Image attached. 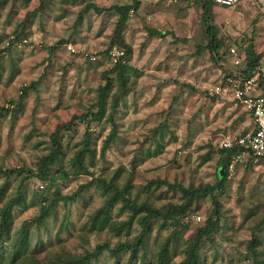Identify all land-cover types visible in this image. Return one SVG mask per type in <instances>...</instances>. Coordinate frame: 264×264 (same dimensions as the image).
Returning a JSON list of instances; mask_svg holds the SVG:
<instances>
[{"label": "rangeland", "instance_id": "1", "mask_svg": "<svg viewBox=\"0 0 264 264\" xmlns=\"http://www.w3.org/2000/svg\"><path fill=\"white\" fill-rule=\"evenodd\" d=\"M130 2L0 0V168L36 172L26 182L23 175L0 172V220L2 209L19 189L24 201L14 209L9 234L0 239V264L9 262V250L24 221L37 218L43 198L52 200L58 190L78 191V196L61 200L43 224L33 223L31 249L41 252L26 254L22 263L68 261L104 242L112 247L135 242L142 226L137 219L128 222L132 211L121 200L112 210L115 228L93 227L92 216L106 198L95 184L89 185L92 179L114 178L121 187L129 185L130 197L138 203L156 207L188 203V195L163 181L188 189L216 183L220 139L252 127L247 112L230 95L217 93L216 87L239 70L230 56L224 58L229 45L242 47L253 36L258 51L264 52V0L215 5L213 24L224 39L221 56L216 57L208 47L200 3L141 0L123 31L131 48L126 59L129 81L127 89H119L116 139L103 152L112 125L105 118L91 122L94 153L84 157L89 172L72 171L54 185L41 178V161L53 150L51 135L56 128L75 115L98 110L100 89L107 82L103 77L115 75L110 72L113 61L102 53L110 46L119 18L108 7ZM92 3L108 9L101 13L86 9ZM34 82L36 87L31 86ZM87 129L78 119L60 134L65 151L61 166L71 170V159L84 146ZM218 199L221 228L202 244L201 264H256L249 249L253 231L258 257L264 260V159L248 164L244 159L229 170L225 192ZM214 208L210 194L193 199L182 218L186 226L178 232L170 220L154 219L140 255L161 264L160 252L166 249L167 264L180 263L198 228L214 216ZM115 229H120L119 235ZM129 258L130 252L105 249L92 259L95 264H125Z\"/></svg>", "mask_w": 264, "mask_h": 264}, {"label": "trees", "instance_id": "2", "mask_svg": "<svg viewBox=\"0 0 264 264\" xmlns=\"http://www.w3.org/2000/svg\"><path fill=\"white\" fill-rule=\"evenodd\" d=\"M188 2H198L201 4L203 9L202 19L204 24L207 27V32L209 33V44L208 47L210 52L214 57L218 56L220 53V49L224 45V39L218 37L217 28L213 24L214 20V7L216 4L213 0H186ZM42 5V4H41ZM142 5L141 0H132L130 3L124 4H115L108 8H112L117 11L119 14L118 21L116 23V28L114 31V37L110 41V46L102 53L106 56L108 52L117 47L120 49H124L125 55L119 59L118 62L114 63L113 68L110 70L111 73H114V77L107 75L105 73L104 79L107 80L106 85L101 87L98 99V110L97 111H88L81 115L73 116L72 120L68 123L62 124L56 128V131L51 135L53 139V150L49 155L45 156L41 161L40 167V176L44 181H49L53 185L57 183L58 179L67 178L72 171L74 172H89L88 165L84 162V157L86 153H94L93 149H91V136L89 134V128L91 122L93 121H102L105 118V121L112 125V128L107 135L104 145L103 152L111 143L116 139L117 136V121H116V112L119 108V98L122 96L121 90L124 91L127 89V83L129 81L128 77V68L129 65L126 61L129 52L131 50L130 46L125 40L123 31L124 26L128 22L131 11H138ZM96 9L98 12H104L108 8L100 7L97 4H91L86 7V9ZM85 9V10H86ZM237 46V45H236ZM230 47L229 45L227 55L224 58L230 56ZM240 50H244L247 55V68L244 71H235L230 72L229 74H234L235 76H251L255 73L257 68L263 64L264 52L258 51L256 47V43L254 42L253 36L249 39V41L244 42V46L239 47ZM219 56V57H220ZM37 82L32 83V87L37 86ZM115 88H117L115 90ZM119 89H121L119 91ZM25 91L28 90V87L24 88ZM113 92L112 97H110L111 92ZM121 95V96H120ZM14 104V103H13ZM81 120L87 126V131L85 134V144L81 150L77 151L75 156L71 159V170L61 166V162L63 156H65L63 143L60 141V134L62 132L68 131L71 128L74 120ZM238 151V148H220V164H219V172H218V181L214 184H207L203 187H196L192 189H188L181 184L178 183H170L167 180L163 182L166 183L170 188L175 190H181L184 194L189 196L188 203H183L181 205L169 204L167 207H156L149 202L138 203L135 199L130 197L129 185L119 186V184L115 181L114 178L107 179L104 178H96L92 179L89 182V185L95 184L100 190H102L103 195L105 196V203L102 207H100L95 214L92 216V225L94 228H98L103 230L108 227L115 228V223H112V210L116 204L121 200L123 202L124 208H129L132 213L130 215V220L128 221L130 224L132 221L136 219L139 221L142 226L141 233L136 237L135 242H124L117 244L116 247H112L110 243L104 242L98 244L95 250L91 253H87L85 255L76 256L68 261L63 260H49L46 263H43L37 259H33V261L29 263H22L23 257L30 252H41L40 248L34 247V250L31 249L33 242L30 239V231L34 222L37 225L43 224L45 219L53 212L55 206L61 200H72L74 201L78 196V191L72 194H64L59 190L56 192V196L50 200L47 196L43 198L41 201V213L37 218H34L33 221L26 220L24 221L21 230L18 236L15 238V242L12 245V249L9 250V262L7 264H95L93 261V257H97L101 252L105 249L112 250L116 254H120L121 252L127 251L130 252V258L125 264H153L151 262H147L146 255H140V251L143 249L144 244L146 242V236L152 231V224L154 219H162V220H170L171 225L175 228V232L182 230L186 223L182 222V218L185 216L191 201L197 197L202 195L210 194L212 197V201L215 205L214 208V216L209 218L205 224L201 225L198 228L196 235L189 242V247L185 250L186 257L178 264H201V250L202 244L205 243L206 238H210L216 230L221 228V219L222 212L221 207L222 204L218 199V196L225 192L227 176L229 173L228 164L233 156ZM264 159V156L261 157ZM251 163V161H248ZM225 168V174L221 175L220 169ZM55 168V169H54ZM54 170V171H53ZM56 173L54 175V173ZM0 172H4L10 175H23L22 181L26 182L31 178L36 176V172L34 169L24 167L19 168H11L2 170L0 168ZM81 187H84L82 185ZM82 188H80L81 190ZM23 195L21 190H18V194L14 198H10L7 204L2 209L1 220H0V239L3 240L4 236L9 234L11 228V220L14 215L15 207L20 204H24ZM184 219V218H183ZM264 221V219H263ZM117 223V222H116ZM127 222H124L125 225ZM116 230V229H115ZM120 230V229H119ZM116 230V234L119 235L120 231ZM253 239L249 241V249L253 252L254 261L256 264H264V260H261L258 257L257 253V241L256 234L253 231ZM169 255L167 254L166 249H162L160 252L161 264H167V259ZM259 258V259H258Z\"/></svg>", "mask_w": 264, "mask_h": 264}, {"label": "built area", "instance_id": "3", "mask_svg": "<svg viewBox=\"0 0 264 264\" xmlns=\"http://www.w3.org/2000/svg\"><path fill=\"white\" fill-rule=\"evenodd\" d=\"M221 6H234L241 0H213ZM69 49L76 51L73 45ZM125 55L124 49L113 48L108 52V58L113 63L119 61ZM231 62L239 71L247 68V55L244 50L237 46L230 47ZM93 60L97 57L92 56ZM219 94L230 95L232 100L240 105L250 116L252 127L236 135L229 134L219 141L220 148H238L233 154L228 170L232 171L237 164L242 163L244 159L253 163L259 162L264 156V65L257 68L251 76H235L229 74L225 81L216 87Z\"/></svg>", "mask_w": 264, "mask_h": 264}, {"label": "water", "instance_id": "4", "mask_svg": "<svg viewBox=\"0 0 264 264\" xmlns=\"http://www.w3.org/2000/svg\"><path fill=\"white\" fill-rule=\"evenodd\" d=\"M225 171V168L224 167H222L221 169H220V173H221V175H224V172Z\"/></svg>", "mask_w": 264, "mask_h": 264}]
</instances>
